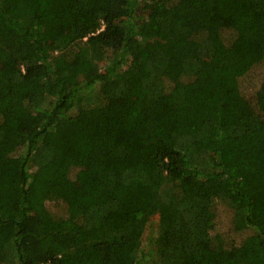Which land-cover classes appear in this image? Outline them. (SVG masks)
<instances>
[{"label": "trees", "instance_id": "16d2710c", "mask_svg": "<svg viewBox=\"0 0 264 264\" xmlns=\"http://www.w3.org/2000/svg\"><path fill=\"white\" fill-rule=\"evenodd\" d=\"M0 240V264H264V0H0Z\"/></svg>", "mask_w": 264, "mask_h": 264}, {"label": "rangeland", "instance_id": "374dc122", "mask_svg": "<svg viewBox=\"0 0 264 264\" xmlns=\"http://www.w3.org/2000/svg\"><path fill=\"white\" fill-rule=\"evenodd\" d=\"M51 37L47 36V41L50 44ZM220 48V46H218ZM260 56L259 53L252 54L253 60L258 59ZM250 83L252 84L248 92V94H251L254 91V87L258 85V77H255L253 79H250ZM200 102V100H199ZM218 105V99L216 95H211L207 97L206 99L201 100V104H199V115H204L211 113L215 110L216 106ZM100 199V196L95 194L94 191L88 187H82L77 194V204L82 206V205H90L95 202H97ZM53 208V207H52ZM66 216V213H63V211H58V209H50L46 214H44L45 220L48 222V224H52V227H59L64 224V222H60L58 218ZM227 215L223 216V224L218 227L219 230L227 229L228 228V223H227ZM56 218V219H55ZM159 231V217L154 216L150 219L146 231L143 236V250L144 252H147V254H151L155 251V239L158 235ZM1 244V240H0Z\"/></svg>", "mask_w": 264, "mask_h": 264}]
</instances>
